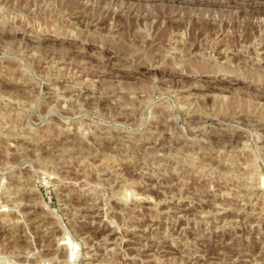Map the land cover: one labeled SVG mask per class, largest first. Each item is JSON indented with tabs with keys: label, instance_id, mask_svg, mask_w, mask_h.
Returning a JSON list of instances; mask_svg holds the SVG:
<instances>
[{
	"label": "rangeland",
	"instance_id": "374dc122",
	"mask_svg": "<svg viewBox=\"0 0 264 264\" xmlns=\"http://www.w3.org/2000/svg\"><path fill=\"white\" fill-rule=\"evenodd\" d=\"M0 264H264V0H0Z\"/></svg>",
	"mask_w": 264,
	"mask_h": 264
}]
</instances>
